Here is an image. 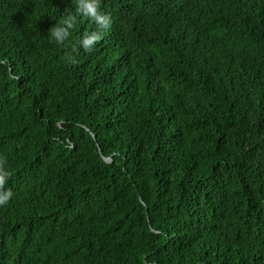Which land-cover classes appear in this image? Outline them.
I'll list each match as a JSON object with an SVG mask.
<instances>
[{
  "label": "trees",
  "instance_id": "obj_1",
  "mask_svg": "<svg viewBox=\"0 0 264 264\" xmlns=\"http://www.w3.org/2000/svg\"><path fill=\"white\" fill-rule=\"evenodd\" d=\"M99 9L0 0V264H264V0Z\"/></svg>",
  "mask_w": 264,
  "mask_h": 264
},
{
  "label": "clouds",
  "instance_id": "obj_2",
  "mask_svg": "<svg viewBox=\"0 0 264 264\" xmlns=\"http://www.w3.org/2000/svg\"><path fill=\"white\" fill-rule=\"evenodd\" d=\"M100 0H75V11L69 12L57 25L52 26L50 38L56 43L64 42L69 36V29H72L78 17H88L95 22L96 30L85 33L78 39V44L85 52H91L98 41L103 37L105 31L112 26L113 19L110 13L99 9ZM3 160L0 159V186H3L10 173L3 168ZM12 190L9 188L0 194V205L6 204L12 197Z\"/></svg>",
  "mask_w": 264,
  "mask_h": 264
},
{
  "label": "water",
  "instance_id": "obj_3",
  "mask_svg": "<svg viewBox=\"0 0 264 264\" xmlns=\"http://www.w3.org/2000/svg\"><path fill=\"white\" fill-rule=\"evenodd\" d=\"M105 160H109V158L108 157H105Z\"/></svg>",
  "mask_w": 264,
  "mask_h": 264
}]
</instances>
